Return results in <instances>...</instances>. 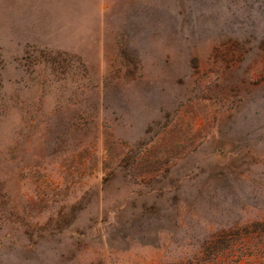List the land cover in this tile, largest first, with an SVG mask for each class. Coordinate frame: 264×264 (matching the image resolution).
<instances>
[{
    "label": "rangeland",
    "instance_id": "1",
    "mask_svg": "<svg viewBox=\"0 0 264 264\" xmlns=\"http://www.w3.org/2000/svg\"><path fill=\"white\" fill-rule=\"evenodd\" d=\"M0 264H264V0H0Z\"/></svg>",
    "mask_w": 264,
    "mask_h": 264
}]
</instances>
